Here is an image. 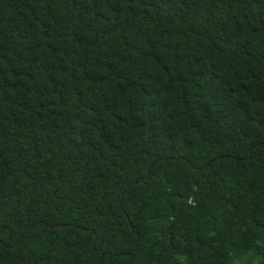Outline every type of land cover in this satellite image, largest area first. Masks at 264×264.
Returning a JSON list of instances; mask_svg holds the SVG:
<instances>
[{"label": "trees", "instance_id": "16d2710c", "mask_svg": "<svg viewBox=\"0 0 264 264\" xmlns=\"http://www.w3.org/2000/svg\"><path fill=\"white\" fill-rule=\"evenodd\" d=\"M0 264H264V0H0Z\"/></svg>", "mask_w": 264, "mask_h": 264}]
</instances>
